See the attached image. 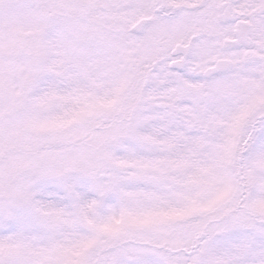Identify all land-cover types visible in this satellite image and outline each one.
Here are the masks:
<instances>
[{"label": "snow or ice", "instance_id": "obj_1", "mask_svg": "<svg viewBox=\"0 0 264 264\" xmlns=\"http://www.w3.org/2000/svg\"><path fill=\"white\" fill-rule=\"evenodd\" d=\"M0 264H264V0H0Z\"/></svg>", "mask_w": 264, "mask_h": 264}]
</instances>
